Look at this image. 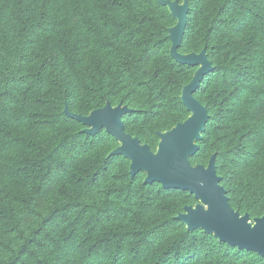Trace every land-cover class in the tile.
Segmentation results:
<instances>
[{"label":"trees","instance_id":"1","mask_svg":"<svg viewBox=\"0 0 264 264\" xmlns=\"http://www.w3.org/2000/svg\"><path fill=\"white\" fill-rule=\"evenodd\" d=\"M182 1V0H178ZM178 51L213 66L194 96L209 119L191 164L215 168L229 204L264 215V0H187ZM157 0H0V264H264L188 230L187 191L144 183L77 114L122 102L125 131L155 150L188 116L195 67L169 52Z\"/></svg>","mask_w":264,"mask_h":264},{"label":"water","instance_id":"2","mask_svg":"<svg viewBox=\"0 0 264 264\" xmlns=\"http://www.w3.org/2000/svg\"><path fill=\"white\" fill-rule=\"evenodd\" d=\"M165 6L175 23L168 27L170 55L178 62L195 67L190 80L180 91V100L188 116L170 129L159 131L158 143L152 150L136 135L125 131L122 116L133 109L122 102L116 105L107 101L86 115L73 113L64 105V113L78 120L89 134L101 129L116 141L110 154H119L129 161V174L134 177L144 173V183L157 182L165 189H178L192 194L194 204L184 206L176 218L188 230L201 229L218 240L238 248L254 251L264 256V215L250 217L231 207L225 188L215 168V154L208 162L191 164L190 158L198 151L209 114L204 105L194 96L204 76L212 71L206 48L199 52L181 53V44L188 14L187 0H157Z\"/></svg>","mask_w":264,"mask_h":264}]
</instances>
